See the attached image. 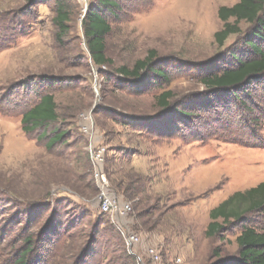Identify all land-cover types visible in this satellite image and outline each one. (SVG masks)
<instances>
[{"label":"rangeland","instance_id":"1","mask_svg":"<svg viewBox=\"0 0 264 264\" xmlns=\"http://www.w3.org/2000/svg\"><path fill=\"white\" fill-rule=\"evenodd\" d=\"M117 1L120 12L109 19L106 38L111 65L97 68L82 30L96 0H68L69 33L61 44L54 0H0V264H12L31 234L43 243L57 232L80 257L89 236L112 225L94 214L92 145L106 149L109 183L131 203V230L140 238L138 261L115 228L119 264L238 260V225L212 238L205 231L212 209L264 183V85L240 93L255 110L248 115L231 95L208 96L199 84L201 74L234 65L232 56L251 55L245 42L256 40L245 23L222 48L214 41L222 28L218 9L238 0ZM149 51L169 82L150 76L121 83L115 70L131 68ZM167 90L174 108L163 115L154 99ZM48 93L58 120L43 138L42 131L24 134L19 115ZM61 131V141L48 148L49 134ZM81 216L83 225L74 228ZM248 219L264 230V215ZM152 246L161 250L158 263L145 255ZM40 248L30 264H45Z\"/></svg>","mask_w":264,"mask_h":264},{"label":"trees","instance_id":"2","mask_svg":"<svg viewBox=\"0 0 264 264\" xmlns=\"http://www.w3.org/2000/svg\"><path fill=\"white\" fill-rule=\"evenodd\" d=\"M55 16L53 25L56 29L55 41L63 43L69 33L70 6L68 0H54ZM120 12V4L117 0H96L95 6L88 9L82 20V30L84 39L90 54L92 64L97 68L111 65V61L106 57V38L111 32L110 18H115ZM217 17L222 23V28L214 34V41L219 48L231 36L241 34L240 24H247L253 33L256 41L245 42V47L251 52L247 58L232 56L235 64L227 66L219 71L204 73L199 76V84L203 86L205 94L210 96L229 94L246 114H255L254 108L244 101L240 93L247 89L244 94H249V89L253 85H264V0H238L231 7H220ZM156 53L149 51L147 56L134 63L131 68L120 67L115 70V75L121 83L138 84L144 78L154 76L164 82H169L168 74L155 66ZM251 96V95H249ZM173 94L171 91H163L156 96L155 107L160 114H167L174 105L171 102ZM54 96L50 93L39 96L38 100L32 103L20 116V126L24 134L29 135L36 131H42V138L49 127L55 123L59 115ZM193 112H180L186 118H195ZM56 132V130H54ZM65 132L57 134L50 133L47 143L48 148L58 144L64 137ZM40 137V139H42ZM106 172V171H105ZM108 175V174H107ZM111 186V184H110ZM112 192L119 195L116 189L111 186ZM94 214L99 217H107L98 212V207L94 209ZM264 215V183L250 188L244 192H235L209 213L210 223L208 224L205 236L212 238L221 236L229 228L240 227V232L235 238L238 247V260L233 264H264V230L256 228L247 220L249 217ZM109 218V217H107ZM82 216L74 228L83 225ZM130 228H133L132 222ZM132 231V230H131ZM118 232V231H117ZM57 238L49 237L40 242L31 234L25 239L24 247L16 253L12 264H30L31 258L35 256L42 245L40 252L44 253L42 263L55 264V260H60L65 264L67 260L72 264H102L105 260H114L117 264V251L121 250V242L117 240L115 227L106 226L105 230L97 229L89 236V240L84 246L80 257L72 250L71 245L67 246L60 242L61 236L55 233ZM103 241L104 245L97 241ZM49 257V258H48ZM80 258V261H78ZM118 260V261H117Z\"/></svg>","mask_w":264,"mask_h":264},{"label":"built area","instance_id":"3","mask_svg":"<svg viewBox=\"0 0 264 264\" xmlns=\"http://www.w3.org/2000/svg\"><path fill=\"white\" fill-rule=\"evenodd\" d=\"M83 130L85 134L89 135L86 127ZM105 155V148L97 145H92L90 147V161L93 167V177L95 178L98 188V194L95 199L98 212L111 219V223L122 237L128 253L140 261L141 256L137 255L140 238L129 229L131 226L129 218L133 211L132 205L112 192L108 176L104 169ZM145 255L154 263H158L161 260V250L159 247L152 246V248L146 250ZM175 262L177 264L180 263V259H177Z\"/></svg>","mask_w":264,"mask_h":264}]
</instances>
